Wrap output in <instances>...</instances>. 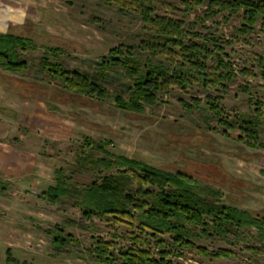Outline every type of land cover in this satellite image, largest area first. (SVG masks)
I'll return each mask as SVG.
<instances>
[{
	"label": "rangeland",
	"instance_id": "1",
	"mask_svg": "<svg viewBox=\"0 0 264 264\" xmlns=\"http://www.w3.org/2000/svg\"><path fill=\"white\" fill-rule=\"evenodd\" d=\"M26 11L22 25L9 32L31 40L33 47L19 51L27 63L23 71L0 67V264H101L87 252L93 239L111 241L115 247L131 245L129 234L145 242L135 223H114L109 218L80 215L75 200L64 196L51 203L42 192L54 185L55 172L63 168L68 182L85 186L115 172L79 167L76 152L84 137L102 141L105 149L143 161L161 170L180 171L197 183V192L253 215L264 214V148L251 147L243 132L219 125L203 106L208 95L219 98L224 114L254 118V106L239 84L249 85L257 97H264L258 74L259 57L264 54V29L256 27L245 37H233L239 21L232 17L222 23L220 16L193 23L185 10L187 0H15ZM182 23L183 28L214 33L221 41L225 58L236 77L229 90L204 87L194 75L185 89L175 85L160 93L156 105H146L140 114L122 110L111 99L87 97L64 88L37 60L46 48H58L67 68L91 71L94 61L114 47L131 50L143 60L150 58L174 67L177 54L149 55L147 25L141 13ZM205 5L196 9L202 12ZM218 23V24H216ZM208 67L213 65L207 61ZM247 69L244 76L239 71ZM198 98L201 104L188 109L181 101ZM264 143V131L259 132ZM155 189L153 186H145ZM137 190V185H131ZM208 188L219 196L206 194ZM138 200L142 196L137 195ZM53 226L79 242L62 251L53 249ZM255 230L241 233L243 239L203 238L195 241L208 249L230 250L228 258L203 257L195 250H183L170 259L179 264H264V247ZM166 245L169 234L159 236Z\"/></svg>",
	"mask_w": 264,
	"mask_h": 264
},
{
	"label": "trees",
	"instance_id": "2",
	"mask_svg": "<svg viewBox=\"0 0 264 264\" xmlns=\"http://www.w3.org/2000/svg\"><path fill=\"white\" fill-rule=\"evenodd\" d=\"M140 1V0H139ZM205 5L202 12L197 7ZM185 10L193 13L192 24L205 25L207 20L220 16L222 23L234 17L239 25L233 27V37H245L256 27L264 29V0H187ZM142 20L147 25V51L149 55L179 54L174 67L150 58L143 60L138 54L121 47H114L99 61H94L91 71L67 68L59 59L58 48L49 47L39 56V71H45L64 88L98 99L109 98L118 108L142 113L146 105H156L159 94L166 93L172 86L185 89L195 75L204 87L229 90L228 82L236 77L231 63L225 58L221 41L211 32L201 33L185 29L181 22L152 15L151 8L144 7ZM218 24V23H216ZM32 45L30 39L11 32L0 33V67L18 72L27 68L19 56ZM213 65L208 67L207 61ZM258 78L264 87V54L258 61ZM247 76V69L239 71ZM237 89L247 95V102L254 106L256 117L234 116L229 119L219 106V98L208 95L203 103L215 121L226 129L237 128L246 137L251 147H262L259 132L264 131V97H257L249 85L239 84ZM181 104L193 109L200 106L198 98ZM102 141L84 137L76 152L79 167L115 170L100 182L76 186L68 182L63 168L55 172L54 185L47 187L42 195L51 203L64 196L75 200L84 219L105 217L114 223L125 222L135 227L151 242H143L139 236L129 234L131 245L115 247L111 241L93 239L89 255L101 264H179L170 259L183 250H195L197 254L212 259L228 258L230 250L208 249L195 241L203 238L243 239L245 230L254 229L255 239L264 247V214L253 215L246 210L228 206L197 192V183L185 173L158 169L143 161L124 155H115L105 149ZM135 183L137 190H132ZM153 186L150 189L145 186ZM202 189V188H200ZM206 194L219 196L217 191L202 189ZM137 195L142 196L138 200ZM51 234L54 250L62 251L68 244L79 242L65 234L58 226L47 230ZM169 234L171 242L166 245L159 238Z\"/></svg>",
	"mask_w": 264,
	"mask_h": 264
},
{
	"label": "crops",
	"instance_id": "3",
	"mask_svg": "<svg viewBox=\"0 0 264 264\" xmlns=\"http://www.w3.org/2000/svg\"><path fill=\"white\" fill-rule=\"evenodd\" d=\"M21 4L15 0H0V33H7L13 26L24 23L26 11Z\"/></svg>",
	"mask_w": 264,
	"mask_h": 264
}]
</instances>
